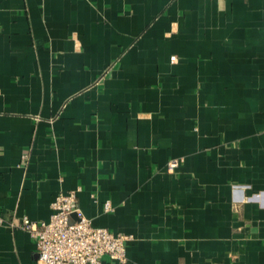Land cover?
Wrapping results in <instances>:
<instances>
[{
    "label": "crops",
    "instance_id": "crops-1",
    "mask_svg": "<svg viewBox=\"0 0 264 264\" xmlns=\"http://www.w3.org/2000/svg\"><path fill=\"white\" fill-rule=\"evenodd\" d=\"M70 190L102 264H264V0H0V264Z\"/></svg>",
    "mask_w": 264,
    "mask_h": 264
},
{
    "label": "built area",
    "instance_id": "built-area-1",
    "mask_svg": "<svg viewBox=\"0 0 264 264\" xmlns=\"http://www.w3.org/2000/svg\"><path fill=\"white\" fill-rule=\"evenodd\" d=\"M77 193H59L51 203L48 220L23 216L12 223L26 230L34 241L37 264H102L105 256L125 262L126 243L132 236L94 226L79 207ZM105 209L112 210L110 202L105 203Z\"/></svg>",
    "mask_w": 264,
    "mask_h": 264
}]
</instances>
